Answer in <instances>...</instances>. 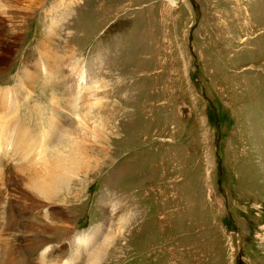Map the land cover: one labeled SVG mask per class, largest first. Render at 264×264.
<instances>
[{"label": "rangeland", "instance_id": "374dc122", "mask_svg": "<svg viewBox=\"0 0 264 264\" xmlns=\"http://www.w3.org/2000/svg\"><path fill=\"white\" fill-rule=\"evenodd\" d=\"M107 240L97 264H264V0H0V264Z\"/></svg>", "mask_w": 264, "mask_h": 264}, {"label": "bare ground", "instance_id": "6f19581e", "mask_svg": "<svg viewBox=\"0 0 264 264\" xmlns=\"http://www.w3.org/2000/svg\"><path fill=\"white\" fill-rule=\"evenodd\" d=\"M56 62V61H55ZM47 67V72L46 73H48V71L49 72H52L55 68H57V66L55 67V68H52V67H54V65L52 64V63H50V65L49 66H46ZM85 71V69L84 68H81V69H77V76L79 77L78 79H76L75 80V78H73V80H72V82H73V84H72V90L73 91H75V89H77L78 90V92L79 93H81V95H80V102H81V106H80V109L79 110H81L79 113H78V115H77V119L79 120V124L81 125V126H78L76 129L74 128V131L75 130H78V129H80V130H82V129H84V128H98L97 126H95L93 123H91V124H88V122H89V120H90V118H88V120H87V117H88V112L93 108H95L96 109V107H99V109H98V111L100 112V110H102V105H101V97H100V84L97 82V84H95V86H93V85H91V83L90 84H87V85H84L83 83H82V81H83V79H84V75H83V72ZM76 73V72H75ZM51 78H53L54 79V77H53V73H51ZM66 78V77H65ZM70 78H72V77H70ZM62 79V78H61ZM67 80H68V78H67ZM66 81V80H65ZM53 82V81H52ZM69 82H70V80H69ZM66 84V83H65ZM67 85V84H66ZM71 88V87H70ZM75 94V93H74ZM69 95H70V92H69ZM78 95V94H77ZM79 96V95H78ZM69 97V96H68ZM77 97V96H76ZM73 98H75V97H73ZM71 99V98H70ZM78 99V98H77ZM53 100V99H52ZM69 100V99H68ZM68 100H67V105H65L66 107H65V110L66 111H68V112H66L67 114H70L69 112H71L73 109V106H74V104H76L75 103V100L74 99H72L71 100V102L70 103H68ZM83 100V101H82ZM77 101V100H76ZM79 103V102H78ZM80 105V104H79ZM79 105H78V107H79ZM56 107V106H55ZM75 107V106H74ZM82 108V109H81ZM95 109H94V111H95ZM55 110H57V109H55ZM62 110V109H61ZM75 110H78V109H75ZM74 110V111H75ZM43 111V110H42ZM41 110H40V117L43 115V112H42ZM73 111V112H74ZM16 112H18L17 111V109H16ZM71 114H73V113H71ZM67 118V117H66ZM20 121V120H19ZM18 121V122H19ZM42 121V120H41ZM53 121V120H52ZM76 121V120H75ZM49 123L51 122V121H48ZM21 123V122H20ZM46 123V122H45ZM78 123V122H77ZM76 123V124H77ZM42 124V123H41ZM75 125V124H74ZM54 126V125H53ZM77 126V125H76ZM43 127V126H42ZM73 127V126H72ZM75 127V126H74ZM41 128V127H40ZM20 129V128H19ZM49 129H50V127H49ZM22 130H23V128H22ZM25 130V129H24ZM24 130H23V132H24ZM72 130V129H71ZM54 131V130H53ZM73 130L71 131V132H68L69 133V137H68V135H66L64 138H63V142H62V144H64V151H65V153L67 152V147H72V149L69 151L68 150V152H67V155L64 157L62 154L63 153H61V155H62V157H64L63 159H61V166L59 165V163H58V165L57 166H59V167H57L56 168V166L55 165H53V166H50V168H56L57 169V171H56V174H55V176L57 175V185H59V186H62V185H64V184H66L67 182H68V180H70V177H69V173L70 172H72V168H73V165H71V164H74V165H76L75 164V162H74V156H73V154H74V151H75V149H76V151L78 150V152H81L83 149H84V147H83V145L82 144H78L76 141H74V140H72V137L73 136H71V134L74 132ZM21 132V131H20ZM19 131H17V133H19V134H21ZM22 136H23V134H22ZM24 137V136H23ZM77 140H80V139H78L77 138ZM40 141V140H39ZM15 142V141H14ZM40 143H41V141H40ZM57 143V142H56ZM15 144V143H14ZM18 144V143H17ZM59 144V143H58ZM85 144V143H84ZM40 145V144H39ZM86 145V144H85ZM14 147H15V145H14ZM52 147V146H51ZM61 149H63V146L62 145H60L59 146ZM86 148V147H85ZM58 148H56L55 150H57ZM82 149V150H81ZM59 150V149H58ZM62 151V150H61ZM73 151V152H72ZM85 151V150H84ZM18 152V151H17ZM60 152V151H59ZM86 152L87 151H85V154H86ZM89 152V151H88ZM22 153V152H21ZM37 153H39V152H37ZM42 154V153H41ZM79 154H81V153H79ZM84 154V152H83V155H85ZM44 155V154H43ZM57 154H55V156H56ZM60 155V154H59ZM87 155V154H86ZM85 155V156H86ZM39 156V155H38ZM37 156V157H38ZM41 156V155H40ZM49 156V155H48ZM55 156H53V157H55ZM76 156V155H75ZM77 156H79V155H77ZM76 156V157H77ZM90 156V155H89ZM88 156V157H89ZM46 157V156H45ZM87 157V156H86ZM85 157V158H86ZM87 157V158H88ZM48 158V157H47ZM46 158V159H47ZM61 158V157H60ZM84 158V159H85ZM37 159V158H36ZM48 159H50V157L48 158ZM53 159V158H52ZM84 159H82L78 164H80V163H82V161H84ZM38 160V159H37ZM44 160V159H43ZM86 160V159H85ZM41 161H42V158H41ZM40 161V162H41ZM46 162H47V160H45ZM50 161V160H49ZM49 161L47 162V163H49ZM54 161V160H53ZM89 161V160H88ZM54 163V162H53ZM83 163H86V161L85 162H83ZM82 163V164H83ZM51 163H49V165H50ZM55 164H57V163H55ZM45 165V164H44ZM82 166V165H81ZM42 167H43V165H42ZM75 167V166H74ZM76 168H78V166L76 165ZM82 168V167H81ZM46 169V168H45ZM48 169H49V167H48ZM41 170V169H40ZM82 170V169H81ZM42 171V170H41ZM49 171V170H48ZM54 171V170H53ZM48 173H51V172H48ZM53 173V172H52ZM51 173V174H52ZM45 174H43V176H44ZM48 175V174H47ZM54 175V174H53ZM40 176V175H39ZM54 176V177H55ZM45 177V176H44ZM48 177V176H47ZM53 177V178H54ZM46 178V177H45ZM43 179V178H42ZM43 180H45V179H43ZM42 180V181H43ZM49 179H47V181H48ZM53 180H55V178L53 179ZM40 181H41V179H40ZM41 181V182H42ZM46 181V182H47ZM45 182V181H44ZM46 184V183H45ZM45 184H43V185H45ZM54 184V183H53ZM56 185V186H57ZM49 188V187H48ZM45 189V188H44ZM46 192V191H45ZM46 194V193H45ZM73 239V238H72ZM106 242H108V240L107 241H104V242H102V243H104L103 245H102V243H101V245H99V246H94L93 248H90L89 249V254H87L88 256H87V261H89L90 263H93V264H97V263H99V262H101L102 261V256H103V254H104V250H105V247L106 246H108L109 245V243H106ZM81 246H83V244H81ZM89 247H87V246H85V249H88ZM87 252V253H88ZM45 255V254H44ZM77 255H80V254H77ZM81 256V255H80ZM47 261V260H46ZM71 262H74V259H71L70 260ZM69 263V261H66L64 264H68ZM60 264V263H59Z\"/></svg>", "mask_w": 264, "mask_h": 264}]
</instances>
